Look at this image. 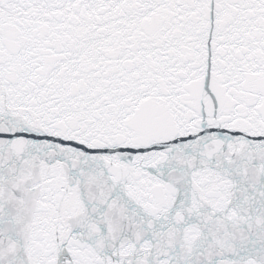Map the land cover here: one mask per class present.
Masks as SVG:
<instances>
[{"label":"snow or ice","instance_id":"1","mask_svg":"<svg viewBox=\"0 0 264 264\" xmlns=\"http://www.w3.org/2000/svg\"><path fill=\"white\" fill-rule=\"evenodd\" d=\"M0 264H264V0H0Z\"/></svg>","mask_w":264,"mask_h":264}]
</instances>
